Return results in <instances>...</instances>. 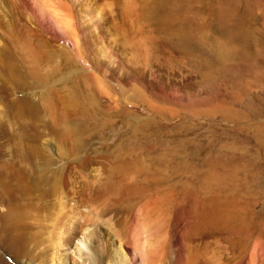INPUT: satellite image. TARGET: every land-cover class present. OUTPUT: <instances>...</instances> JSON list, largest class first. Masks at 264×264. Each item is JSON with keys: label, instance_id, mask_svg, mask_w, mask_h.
<instances>
[{"label": "rangeland", "instance_id": "374dc122", "mask_svg": "<svg viewBox=\"0 0 264 264\" xmlns=\"http://www.w3.org/2000/svg\"><path fill=\"white\" fill-rule=\"evenodd\" d=\"M55 1L72 6L93 60L40 29L23 0H0L5 259L9 182L28 174L36 194L19 224L39 238L94 209L137 227L146 209L164 208L154 231L168 230L155 236L163 242L197 202L232 216L262 210L264 0ZM238 243L212 238L197 249L228 264Z\"/></svg>", "mask_w": 264, "mask_h": 264}, {"label": "bare ground", "instance_id": "6f19581e", "mask_svg": "<svg viewBox=\"0 0 264 264\" xmlns=\"http://www.w3.org/2000/svg\"><path fill=\"white\" fill-rule=\"evenodd\" d=\"M52 2L51 9L45 8L39 0H23L22 7L25 13L32 15L33 19L36 18L37 26L50 33L52 38L60 41L68 39L76 46L80 55L84 56L86 53V58L93 60L86 47L84 48L88 40L86 29L81 31L79 26L81 23L72 6L67 1L64 2L65 7L63 2L61 4L55 0ZM61 9L65 11L64 15ZM105 51L111 55L110 49L107 48ZM96 65L100 66L99 63ZM98 82L104 84L101 79ZM103 86L105 88V85ZM22 181L21 184L20 181L19 184L9 182V231L1 237L2 245L9 247V260L5 259L0 250L2 252L0 264H208L210 260L206 263L203 258L200 259L202 253L199 254L197 247L200 245L203 247V244H208L212 238L221 240L231 236L239 243L236 257L234 254L235 259L233 258V261L228 264H242V262L264 264L262 241L264 239V208L253 214L252 211H247L245 214L235 215L234 213L232 216L233 213L229 214L218 206L199 205L197 202L193 205L188 218L186 217L183 228L175 233L169 230V234H165L169 237L164 242L161 239L159 241L155 236L161 232L165 233L167 229L161 231L165 228H159V233L154 234L161 224L165 226L164 221L158 222L164 208L158 206L148 208L147 215L140 210V213L143 211L146 217L143 220L141 216L144 214L140 216L142 219H139L138 226L135 225L137 227H133L134 222L128 220L124 224H119L115 214L110 211L104 213L105 210L94 209L85 211L84 221L77 224H72L71 221L61 222L53 228L54 231L48 234V237L45 235L46 237L39 238V236H32L30 230L31 234L26 233L27 231L22 230L24 225L19 224V218L24 215L22 206L26 205L25 202L31 204L34 192L36 194V191L32 190L35 186H32L34 182L32 176L25 175ZM191 196L195 197L193 194ZM26 199L28 200L25 201ZM58 206L63 210L74 205L60 200ZM72 207L70 210L75 209ZM165 212L167 211L162 214ZM157 213L160 215L156 216ZM167 218L166 221L169 220V217ZM164 233L160 234V237L163 238ZM209 264L218 263L210 262Z\"/></svg>", "mask_w": 264, "mask_h": 264}]
</instances>
